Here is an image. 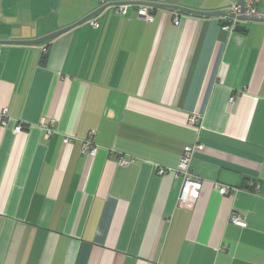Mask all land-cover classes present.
Masks as SVG:
<instances>
[{
  "label": "crops",
  "instance_id": "0c3cea01",
  "mask_svg": "<svg viewBox=\"0 0 264 264\" xmlns=\"http://www.w3.org/2000/svg\"><path fill=\"white\" fill-rule=\"evenodd\" d=\"M238 1L143 0L153 22L108 7L21 44L100 0H0V264H264V21L200 14Z\"/></svg>",
  "mask_w": 264,
  "mask_h": 264
},
{
  "label": "built area",
  "instance_id": "2783aa9c",
  "mask_svg": "<svg viewBox=\"0 0 264 264\" xmlns=\"http://www.w3.org/2000/svg\"><path fill=\"white\" fill-rule=\"evenodd\" d=\"M260 0H245L243 6L239 5L237 2L231 4L229 6L228 13L230 16L226 18V22L221 24V28L223 31L230 32L234 31L235 27L241 23H247L252 20H260L264 21V12L259 9ZM101 7H113L117 13L127 14L128 10L133 7L137 12L140 18H143L147 22H153L155 6L150 3L143 2V0H127L126 2L121 3H113L110 0H100ZM174 15V23L179 24L181 11L173 10ZM98 17L91 19L90 22L94 27H99ZM0 54H1V46H0ZM231 98V100H233ZM53 123V122H52ZM23 126L19 124L16 127L17 131H21ZM51 133V132H50ZM95 132H93V135ZM70 136H66V140H68ZM87 145V144H86ZM194 148L191 146H185L183 153L181 155L180 164L182 167H188L190 160L194 154ZM89 154L94 156L96 154V148L91 147L89 150ZM160 172H163L164 169H159ZM213 186L217 187L221 194H233L237 192L235 187L223 184L212 183ZM202 188L201 180H190L186 181L185 187L181 194L180 200L185 207L192 208L199 197V192ZM233 222L236 224L246 226V220L242 215L234 214L232 216Z\"/></svg>",
  "mask_w": 264,
  "mask_h": 264
},
{
  "label": "water",
  "instance_id": "95a60500",
  "mask_svg": "<svg viewBox=\"0 0 264 264\" xmlns=\"http://www.w3.org/2000/svg\"><path fill=\"white\" fill-rule=\"evenodd\" d=\"M116 3H121V2H116ZM245 3V0H239L238 1V4L243 6ZM155 5L156 7H160L162 6L161 4H153ZM105 7H103L102 9H99L98 11L94 12L93 14H90L84 18H82L81 20H79L78 22L70 25V26H67L65 28H62V29H59V30H56L50 34H47L41 38H38V39H34V40H23V41H19V43L21 44H27V43H43V42H46V41H49V40H52V39H55L59 36H61L62 34L72 30L73 28H75L77 25L81 24L82 22L84 21H87L91 16L93 15H97L99 14L102 10H104ZM201 15L205 16L206 18H211V17H227V16H230L229 13L227 12H224V11H212V12H202L200 13ZM235 29L237 30H245L246 29V26L245 25H237L235 27Z\"/></svg>",
  "mask_w": 264,
  "mask_h": 264
},
{
  "label": "trees",
  "instance_id": "16d2710c",
  "mask_svg": "<svg viewBox=\"0 0 264 264\" xmlns=\"http://www.w3.org/2000/svg\"><path fill=\"white\" fill-rule=\"evenodd\" d=\"M156 9V8H155ZM170 10H172V9H170ZM173 11V10H172ZM181 11V10H180ZM182 12V11H181ZM185 13V12H184ZM192 15V14H191ZM194 16H201V15H196V14H193ZM201 17H203V16H201ZM46 58V55L44 56V59ZM252 185V187L255 189V190H258L259 188H258V185H255V183H252L251 184ZM230 186V185H229ZM232 187H234V186H232ZM237 225H239V224H237ZM239 226H242V225H239ZM243 227V226H242Z\"/></svg>",
  "mask_w": 264,
  "mask_h": 264
},
{
  "label": "clouds",
  "instance_id": "9594fccd",
  "mask_svg": "<svg viewBox=\"0 0 264 264\" xmlns=\"http://www.w3.org/2000/svg\"><path fill=\"white\" fill-rule=\"evenodd\" d=\"M155 6V5H154ZM156 7V6H155ZM105 9V8H104ZM252 21H260V20H252Z\"/></svg>",
  "mask_w": 264,
  "mask_h": 264
}]
</instances>
